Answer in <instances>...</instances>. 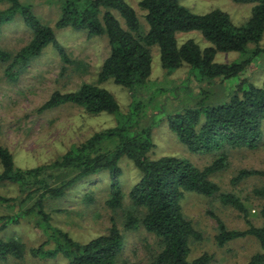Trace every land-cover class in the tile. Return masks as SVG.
I'll list each match as a JSON object with an SVG mask.
<instances>
[{
  "label": "trees",
  "instance_id": "16d2710c",
  "mask_svg": "<svg viewBox=\"0 0 264 264\" xmlns=\"http://www.w3.org/2000/svg\"><path fill=\"white\" fill-rule=\"evenodd\" d=\"M236 4L252 5L249 19L235 25L221 10L194 14L179 0H138L145 12L147 30L142 31L134 9L124 0H59V17L50 27L42 23L31 6L21 0H0V29L20 18L31 36L16 53L0 48V64L10 83L54 49L61 62L71 64L65 48L58 42L54 30L85 32L89 38L105 37L109 54L102 62L98 84L111 81L127 91L131 99L127 112H120L114 97L95 84L83 83L75 91L54 92L38 109V113L64 105L81 108L86 114H108L119 117L116 125L94 133L83 143L73 145L51 164L30 169L16 167L13 155L0 145V185L10 184L17 190L15 197L0 195V264L26 262L27 259L66 264H122L124 236L115 221L106 234L79 243L68 233L51 224L49 204L60 201L72 189L106 175L109 182L105 206L121 210L124 196L121 162L126 160L138 175L128 192L132 208L125 215L124 229L142 227L156 241V250L147 264H209L212 256L203 253L189 260L192 242L201 239L200 233L182 211V201L188 194L207 198L218 195L220 202L242 214L246 229L228 230L218 217L209 212L217 224L216 245L251 237L264 252V208L260 211L262 226H254L249 212L232 194L220 193L210 176L225 169L230 151L257 150L263 141L264 79L255 87L240 76L263 51L264 0H232ZM117 14L123 25L117 19ZM198 32L209 46L201 49L192 39L178 45L180 33ZM249 45L254 49L246 55ZM157 47L161 68L166 73L187 66L188 74L197 83L237 80L224 100L167 116L169 131L192 154H211L216 158L203 169L185 159L174 157L151 158L154 143L151 135L154 124H144L149 114L152 96L148 93L151 76V49ZM239 53V62L221 64L215 61L218 53ZM158 93L162 90H157ZM151 113V111H150ZM162 120H159L158 125ZM250 178H264V170H240L232 179L237 184ZM264 195V190L255 191ZM86 198V199H85ZM86 204L92 196L84 197ZM21 221H28L43 233L45 241L29 248L17 238H3L2 233ZM247 264H264V253L253 255Z\"/></svg>",
  "mask_w": 264,
  "mask_h": 264
},
{
  "label": "rangeland",
  "instance_id": "374dc122",
  "mask_svg": "<svg viewBox=\"0 0 264 264\" xmlns=\"http://www.w3.org/2000/svg\"><path fill=\"white\" fill-rule=\"evenodd\" d=\"M31 6L39 20L54 27L59 17V0H21ZM136 12L142 31L147 30L144 20L145 12L138 6V0H124ZM180 4L194 14H206L213 10L226 13L233 24L242 25L250 17L252 5L236 4L232 0H179ZM5 5H0L3 10ZM123 25L122 19L115 14ZM58 42L65 48L71 64L61 62L54 49H48L23 71L15 83H10L4 75V66L0 64V145L13 155L16 167L30 169L48 165L60 158L73 145L83 143L94 133L114 127L119 117L100 114H86L81 108L64 105L54 110L38 113V109L54 92L75 91L81 84H95L106 89L119 105L120 112H127L131 99L127 91L111 81L98 84L97 76L102 62L109 54L105 37L89 38L85 32L72 30H54ZM30 32L24 27L20 18L0 29V48L16 53L30 39ZM178 45L192 39L201 49L209 46L198 32L180 33ZM263 53L254 59L251 66L240 79H246L255 87H261L264 79V39L259 44ZM254 49L249 45L246 55ZM151 76L146 97L152 96V103L147 109L153 117H146L144 124H154L152 141L154 149L152 159L174 157L185 159L199 169L210 165L215 156L211 154H192L183 147L166 123V117L193 108L202 102L205 105L224 100L237 84V80L197 83L189 74L187 66L172 73H166L159 61L157 47L151 49ZM243 59L239 53H218L215 61L221 64L239 62ZM157 90H162L158 93ZM219 101V102H217ZM151 111V113H150ZM159 120H162L158 125ZM123 196L121 210L112 211L105 206L108 199L109 182L106 175L92 178L80 184L77 189L69 191L63 199L49 204L51 224L68 233L79 243H87L100 235L106 234L113 219L124 236V248L121 254L122 264H147L156 250L154 237L141 226L134 230H125V215L132 210L128 197L137 178L133 165L123 160ZM264 170V126L263 141L255 151L246 149L229 152L225 169L210 176L220 193L237 197L249 212L248 220L254 226H262L260 211L264 208V195L255 191L264 190V178H250L237 184L232 179L240 170ZM0 195L15 197L17 190L13 185H0ZM85 196H92V202L86 204ZM186 218L192 222L200 233L201 239L192 242L189 260L203 253L212 256L209 264H247L257 253H264L257 241L251 237L229 242L224 247L216 245L217 224L209 215L218 217L228 230L246 229L242 214L232 207L223 205L218 195L213 198L188 194L181 203ZM3 238H17L29 248H37L44 243L41 230L28 221H21L2 233ZM8 264H24L11 261ZM25 264H66L62 259L38 261L27 259Z\"/></svg>",
  "mask_w": 264,
  "mask_h": 264
}]
</instances>
